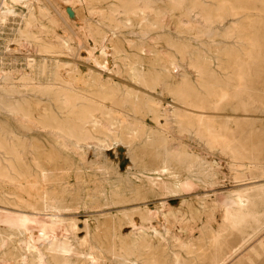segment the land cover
I'll return each instance as SVG.
<instances>
[{
    "label": "rangeland",
    "instance_id": "1",
    "mask_svg": "<svg viewBox=\"0 0 264 264\" xmlns=\"http://www.w3.org/2000/svg\"><path fill=\"white\" fill-rule=\"evenodd\" d=\"M4 1L7 3V6H12L7 0H0V10L4 8L2 6ZM109 1L117 2L116 0ZM216 1L218 5L221 4L222 6L220 5V7L215 4V0H171L173 4L170 0H137L135 6H137L138 10L136 8L135 11L138 13V17L128 22L124 19L125 15L121 8L115 6L121 11H119L118 18L126 22V27L116 29V43H119L122 47L124 61L130 62L129 64L132 65L134 64L133 67L136 69L134 73L138 72V77L134 76L133 79H129L124 73L125 68L122 67L123 76L115 78V81L118 82V87L121 89L119 94L123 95L124 98H129L119 101L129 109L131 107L129 115H120L125 116V119H128L130 123L132 122L129 137H135V139L130 146V144L121 138L119 139L111 135L105 139L103 147L97 151L77 154L73 151L61 150L59 156L65 159L66 163L58 162V164L53 163L51 165L41 163L39 164L40 167H38L39 170L37 168L34 169L29 164H23L24 166L19 165L14 170L7 169L5 173L11 175L13 179L9 178L8 181L11 183H0V213L3 212L0 215V239L6 241L12 240L13 244L3 248L1 250L3 254H7L8 252L13 253L14 250L15 253L17 251V254L25 259L26 263H31L32 260L30 258L33 255L20 249L21 241L25 237L26 241L23 242V246L34 252V255L38 254L37 256L39 258L42 257L41 259L45 260L47 264H54L52 262H56L55 259L59 255L62 256L58 258H64L69 264H89L91 261L94 262L98 257L103 264H115L110 255L106 254L105 248H109L112 243L119 247L118 245L122 242V239H126L132 233H135V237L139 234L142 235L149 227H153L161 234H165L166 223H164L162 217L168 211L169 213L183 214L185 218L189 215V217H193V222H190L188 219V225H186L187 219L185 218L181 223L176 222L171 225L173 235L176 233L181 234L176 238L177 240L181 238L179 242L204 245L212 240L204 239L203 236L201 237L207 217L210 216L208 218L211 220L210 225L212 230H217L219 224H223L221 222L223 218L226 215L229 216L232 209L238 213V217L228 222V224H223L226 235L220 238L219 242L233 246L242 239L251 238L244 245V248L248 245L250 247H257V238L252 239L254 234H250L249 230L264 218V175H262L264 172V0ZM52 2L62 12L65 19H60L57 13H55L56 11L49 7L48 13L50 19H54V24L49 23L47 21L49 19L39 18V21L48 26L51 36L58 34L69 38L73 47L72 54L66 52L59 55L61 57L59 61L60 70L66 69L72 71L74 69L80 71L81 75L85 76L92 66V60L89 59L88 51L78 46L79 43H81L80 45L85 44L82 39L83 30L88 24H92L94 27L108 32L110 25L107 21H102L88 15L80 5L74 6L77 12L69 14L71 12L68 11L67 5L62 0H52ZM179 3L181 4L179 5ZM191 4L192 6L188 7ZM42 5L48 6L46 2ZM175 5L184 9L186 7V16L176 13L174 16L171 15L172 18H165L163 16L164 10L172 8ZM94 6L106 10L108 4L107 1L96 2ZM14 8L20 12L23 10L19 6H14ZM187 8L189 10L192 9L193 12H189ZM230 8L234 10H230ZM239 8L245 13L240 12ZM204 11H208V14H205ZM237 11L239 12L236 13ZM8 13L6 15L3 10L0 11V14H5V17L11 16ZM232 14H235V17L237 14L239 15L235 18ZM12 17L6 18V22L0 23V57L2 58V67L7 69L6 71L14 72L16 76H20L24 72L30 74L32 72L34 75L39 69L35 67L30 70L26 65V56L36 59L37 62L40 61V58L35 52H30L28 46L22 47L17 44L15 29L19 26V23L12 21ZM141 19H145L146 26H144L146 28L141 25ZM69 29L75 30L77 35H73ZM80 29L82 30L80 31ZM245 39L248 41L247 44L244 41ZM250 39L253 40V45L249 48ZM113 42H109V44L107 42V47L110 48ZM7 47L10 49L9 52H6ZM186 47L190 49L183 53ZM226 53L227 55H225ZM95 55L99 56L96 53ZM246 56L249 58H246ZM99 60L108 64V60H111V58L102 55L99 56ZM165 61L168 62L164 65L163 62ZM155 62H160V64H156ZM161 66L162 68L165 66V69H162ZM140 71L142 72L140 73ZM150 73L151 75H149ZM153 74L158 75L157 77L159 78ZM140 75L143 77V80L140 79ZM148 75L150 78L148 77L146 80L145 77ZM155 79L159 81L163 79L161 83L164 86L162 84H154L156 82ZM147 81L153 82H149L148 84ZM178 94L184 98L181 100ZM32 100L34 101L35 99L32 98ZM149 101H151V104ZM131 104L140 107L142 110L140 112H133L132 108L134 106ZM146 105L153 107V109L150 111L145 107ZM127 122L119 116L116 124L121 130L122 127L128 126ZM182 122L184 123L182 124ZM6 123L15 126V123L9 116L0 112V124L4 127ZM140 130L143 131L142 136L138 135ZM183 130L185 131L183 132ZM213 132L216 133L214 134ZM210 133L211 135L214 134L217 138L219 137L218 140L226 138L231 145L234 142L232 147L235 150H240L241 155H237L240 159L235 157L236 154L233 155V153L227 152V150H223V152L220 144L217 145L218 147L220 145V149L216 145L214 147L212 145L214 149L211 147V150L208 147V143L211 141V136L209 137ZM235 144H238V147ZM221 151L224 154H221ZM231 154L234 158L231 157ZM47 155L54 157V153ZM163 158L165 160L172 158L171 160L173 161L168 160L167 162V166L170 165V170L166 173L151 171L152 167H159L164 164ZM204 163L207 167L204 166ZM20 170H23V174ZM40 170H42V173L39 174ZM15 172L19 176L14 175ZM78 174L80 177H77ZM35 176L36 178H33ZM17 178H20V180ZM22 180L26 182L24 183ZM151 182L153 184L150 185ZM17 183L21 184H18V186ZM25 185H27L26 188ZM30 186L31 191L29 190ZM34 186L35 188L38 186V191L44 193L41 195V199L37 198L39 201L34 197L35 192H37V188L35 189ZM129 187L131 188L130 191ZM16 188L25 193L18 192ZM97 191L98 193L96 194ZM134 191L135 193H133ZM7 192L10 194H7ZM128 193L131 194L129 195ZM233 194H241L242 200L237 202L235 200L237 196ZM24 195L27 196L25 197ZM233 200L234 202L232 203L231 201ZM48 201H50L49 205ZM214 201H218V206L215 208L217 210H212L214 215L212 211H204V205L202 204L206 203L212 206L214 205ZM163 202L164 208L161 206ZM27 203L29 208L27 207ZM43 204L46 206L44 207ZM32 205L37 208L35 209ZM49 208L54 209L52 211ZM228 209L230 210L229 213H227ZM125 213L129 214L131 220L134 222L133 224L136 227L134 231L131 229L132 227L126 226ZM148 213L158 217L146 221L144 218ZM2 215L5 216L3 217ZM140 219L143 221L142 223H140ZM182 226H188L185 232H181ZM113 230H116V239L111 238ZM22 232L23 234H21ZM97 240H102V243H99ZM15 241H17V245H15ZM48 242H50V247ZM51 243L54 247L51 246ZM50 248L53 250L52 255L55 256H50ZM167 248L168 254H170V251L178 250L170 242ZM47 250H49L50 254L47 253ZM263 256V253H261L260 258L251 255L254 264H264ZM50 257L51 259L54 258L55 261H51ZM3 258L6 261H11V258L5 255H3ZM39 262L41 261L38 259ZM244 262L242 264H245ZM165 263L169 264V261H165Z\"/></svg>",
    "mask_w": 264,
    "mask_h": 264
},
{
    "label": "bare ground",
    "instance_id": "2",
    "mask_svg": "<svg viewBox=\"0 0 264 264\" xmlns=\"http://www.w3.org/2000/svg\"><path fill=\"white\" fill-rule=\"evenodd\" d=\"M7 1L12 6H7V3L4 1L2 3V6L4 8L1 9V10H3L6 15L9 12L10 15L13 16L11 18L12 21H17L19 23V26H17V28L15 29L16 34H17V40H16L17 44H19L22 47L23 46H26V47L28 46V48H29L28 50H30V52H35L38 55V57L40 58V61L37 62L36 59H34V58L30 57V56H26V65H27V67L30 68V70L32 68L37 67L39 70L34 75L32 74V72H31V74L28 73V72H24L23 74H20V76H16L14 72L6 71L7 69H5V68L2 67V58L0 57V112H3L5 115L9 116L10 119L15 123V126H12L11 124L6 123L4 127L0 124V183L2 184V183H6V182L9 183L10 182L8 180L11 177V175L8 174L9 175V177H8L7 173H5V171L7 169L14 170L19 165L24 166L23 164H29V165H32L34 169L37 168V170H39L38 167H40L39 164H41V163H44L46 165H51L53 163L54 164L55 163L58 164V162L66 163L65 159H62L59 156L61 150L73 151V152H75L77 154H84L86 152L97 151L99 148L103 147V145H104L103 143H105V139L109 138L111 135H114L115 137H117L119 139L121 138L123 141L127 142L131 146V143L135 139V137H129V130H130V127H131V123L132 122L130 123V121H128V119H125V116L120 115V114L129 115V112L131 111L130 110L131 107L129 106L130 107V109H129L127 106H125V104H122V103L119 102L122 99H129V98L128 97L127 98H124L123 95L121 96V94H119V92L121 91V89L118 87V82L115 81V78L122 75V72H123V70H121L122 67L125 68L124 73L127 75V77L129 79H133L134 76L138 77L137 76L138 72L137 73H134V72H136L135 67H133L134 64L132 65V64H129L130 62L127 63V62L124 61V56L122 55V52H123L122 51V47L119 45V43H116L117 40L115 39V35H116V29L117 28H124V27H126V25H125L126 22H123L122 20H120L118 18V14H119V11L120 10L117 7L119 6V8H121L122 12L125 15V18L124 19L127 22L128 21H132L133 19H135V18L138 17V13L135 11V9L137 8V6H135L136 5L135 3H136L137 0H116L117 2H115V1L111 2L109 0H62L67 5L68 11L71 12L69 14H72L74 12H77L74 6L80 5L88 13V15L94 16V17H96V18H98V19H100L102 21H107L108 24L110 25V29H109L108 32L107 31H103V30H101V29H99L97 27H94L92 24H88L85 27V29L83 30L84 32H83V35H82V39L84 40V43L85 44L84 45H80L81 43H79V45L78 44L77 45L79 46V48H84L86 51H88L89 59L92 60V64H91L92 66H91L90 70L88 71V73H86L85 76L81 75L80 71H77V70H74V69L72 71L66 70V69L65 70H60L61 66L59 65V61H60L61 57L59 55L64 54L66 52H70V54H72L73 47H72V45L70 43V39L69 38L60 36L58 34H54V35L51 36L50 35L51 31H49L48 26L46 24H44V23H42V22L39 21V18H41V19L42 18L43 19H49L47 21L49 23H51V24H54V19L51 20L50 19V16H49V13H48L49 12L48 11L49 7L56 11L55 13H57V15H58V17H60V19H63V18L65 19L64 15L62 14V12L59 11L54 6L52 0H7ZM106 1H107V4H108V6L106 7V10L103 9V8H98V7H95L94 6V4L96 2L99 3V2H106ZM142 1H144V0H142ZM44 2H46L48 4V6L42 5V4H44ZM170 2H171V0H170ZM216 2L217 1L215 0V4H217ZM221 2H222V0H221ZM144 3H146V2H144ZM197 3H198V1H197ZM175 4H177V3H175ZM180 4L181 3H179V5ZM220 5H218V6H220ZM14 6H19L23 10L20 12V11L16 10L14 8ZM115 6H117V7H115ZM190 6H192V4L189 5L188 7H190ZM199 7H200V5H199ZM229 7H231V6H229ZM223 8H225V7H223ZM185 9H186V7H185ZM185 9L182 8V7H178L177 5H175V6H172V8H167L166 10H164L163 16H165V18H168V17H171V15L174 16V14H176V13H178L181 16H186L187 13L185 11H187V10H185ZM187 9L189 10V8H187ZM202 9H204V8H202ZM219 9H221V8H219ZM231 9L232 8H230V10ZM240 9L241 8H239L238 10L240 12H243ZM137 10H138V8H137ZM216 10H218V9L216 8ZM221 10H223V9H221ZM232 10H234V9H232ZM147 11H149V10H147ZM190 11L193 12L192 9L189 10V12ZM239 11H237L236 13H238ZM207 12H205V14ZM232 12H234V11H232ZM123 13H122V15H123ZM230 13H231V11H230ZM243 13H245V12H243ZM5 14H3V15L0 14V23L6 22V18L11 17V16L5 17ZM211 14H209V15H211ZM227 14H229V13H227ZM246 14H247V12H246ZM161 15H162V13H161ZM232 15H231V17H232ZM237 15H239V14H237ZM237 15H236V17H237ZM218 17H219V15H218ZM227 17H228V15H227ZM154 18H155V15H154ZM210 19H211V17H210ZM219 20H220V18H219ZM62 21H64V20H62ZM140 21L142 22L141 25H143V27H145L146 26L145 19H141ZM173 21H175V20H173ZM147 22H148V20H147ZM165 22H166V20H165ZM179 22H180V20H179ZM175 23H176V21H175ZM66 25H67V23H66ZM153 25H155V24H153ZM79 28H83V27H79ZM69 30L72 31L71 33L73 35H77V33L75 32V30L74 31L72 29H69ZM81 30L82 29H80V31ZM145 32H147V31H145ZM142 33H143V31H142ZM64 36H66V35H64ZM75 38H77V37H75ZM246 39L244 41L247 44L248 41H246ZM251 41L249 42V45H250V46H248L249 48L251 47V45H253L252 44L253 43V40H251ZM107 42H108V44H109V42H113L112 46L110 47L111 49L109 47H107V45H106ZM257 45H258V43H257ZM172 46H173V44H172ZM187 47H189V46H187ZM187 47H186L185 50H183V53L185 51H188L190 49V48L187 49ZM248 47H247V49H248ZM8 48L9 47H7L6 52H9L10 49H8ZM258 48H259V46H258ZM177 49H178V47H177ZM95 53L96 54H99V56L106 55L108 58H111V60H108L109 61L108 64L107 63L100 62L99 56H96ZM181 53H179V54H181ZM183 55H185V54H183ZM225 55H227V53ZM229 55H231V54H229ZM248 56H246V58ZM226 57H228V56H226ZM193 59H194V57H193ZM226 59H228V58H226ZM251 59H253V58H251ZM199 61H200V59H199ZM167 62L168 61H165V62H163V64L165 65ZM258 62H259V60H258ZM158 63L160 64V62H158ZM158 63H156V64H158ZM151 64H152V62H151ZM257 65H259V64H257ZM170 66H171V64H170ZM231 67H233V66H231ZM161 68H162V66H161ZM163 68L165 69V66H163ZM159 71H161V70H159ZM141 72L142 71H140V73ZM19 73H21V72H19ZM151 73L149 75H151ZM157 74L159 75V73H157ZM149 75L147 77H145L146 80L149 77ZM158 75L155 74L154 76L157 77ZM164 75H163V77H164ZM143 76H145V75L143 74ZM141 77H140V79L143 80V77L142 78ZM165 77H166V75H165ZM157 78H159V77H157ZM151 79H152V77H151ZM137 80H138V78H137ZM162 81H163V79H161V81H159L157 79L154 84L157 83L156 85H160V84H162L161 83ZM167 81H168V79H167ZM137 82H139V81H137ZM147 82L149 84V82H153V81H147ZM169 84H168V86H169ZM150 85L153 87V85L151 83H150ZM170 85H172V84H170ZM148 87H150V86L148 85ZM154 87H156V86L154 85ZM160 88H162V87H160ZM191 91H193V90H191ZM177 92H179V91H177ZM178 95H179V97H181V100L184 98V97L182 98V96H180V94H178ZM184 95H185V93H184ZM32 98L35 99V100L33 101ZM128 101H126V102L128 103ZM179 101H180V99H179ZM121 102H123V101H121ZM149 102L151 104V101H149ZM132 106H134V105H132ZM145 107L148 108L150 111H151V109H153V107H151L149 105H146ZM141 110L142 109H140V107H137V106H134L132 108V111L133 112H140ZM148 113H150V112H148ZM119 116H121L124 119V121H126V122L128 121L127 122L128 123V126H124V128L122 127L121 130L119 129V126L116 124L117 119H118ZM175 117H177V116H175ZM183 123L184 122H182V124ZM175 126H176V124H175ZM180 130L182 131V129H180ZM184 131L185 130H183V132ZM132 132H134V131H132ZM214 134L213 135H211V133L209 134V137L211 136V141L208 143L209 146L206 144L208 147H210V149H211L212 145L214 147L215 145L217 146L218 144H220L221 147L223 148L222 151L223 150L224 151L227 150V152L233 153V155L236 154L235 157H238V156L241 155L240 150L238 151V150L233 149L232 145L234 144V142L231 145L230 142H229V140H226V138L222 140V138L220 137L221 139L218 140L219 137L217 138ZM138 135L142 136L143 135V131L140 130V132H139ZM205 136H207V135H205ZM146 137H144V138H146ZM200 137H201V135H200ZM143 140L147 141L146 139H143ZM199 140L201 141L200 138H199ZM207 141H209V140H207ZM232 141H234V140H232ZM220 145H219V147H220ZM218 148H216V149H218ZM257 150L259 151V149H257ZM222 151H221V154H224L223 153L224 151L223 152ZM51 153H54V157H50V156L47 155V154H51ZM70 153H72V152H70ZM231 157H232V154H231ZM192 158H193V156H192ZM232 158H234V157H232ZM238 158L240 159V157H238ZM241 158L243 159V157H241ZM166 159H167V157H166ZM168 160H169V158H168ZM168 160H165L164 159L163 160V163H164L163 165H161L159 167L158 166H154V167L151 168V171H157V172H160V173H162V172L166 173L167 171L170 170V167H169L170 165L167 166ZM171 161H173V160H171ZM188 161H189V159H188ZM234 162H236V161H234ZM204 166L207 167V165L205 163H204ZM40 169H42V168H40ZM173 169H175V168L173 167ZM27 171H25V172H27ZM22 172H23V170L21 171V173ZM40 173H42V170H40L39 174ZM14 175H18V174H16V172H15ZM171 175H172V173H171ZM262 175H264V172L262 173ZM42 177H43V174H42ZM77 177H80L79 174H78ZM33 178H36V176L33 177ZM17 179L20 180V178H17ZM59 179L61 180V178H59ZM44 180H46V179L44 178ZM40 181H37V182H40ZM195 181H196V179H195ZM22 182L25 183L26 181H23L22 180ZM57 182L60 183L59 181H57ZM198 182H196V183H198ZM18 184L20 185L21 183H17V185ZM52 184H53V181H52ZM151 184H153V183L151 182L150 185ZM202 184H203V182H202ZM28 186H29V183H28ZM31 186H30V189L28 188L30 191H31ZM42 186H44V185H42ZM26 187H27V185H25V188ZM37 187L38 186H36V188ZM34 188H35V186H34ZM98 188H97V190H98ZM156 188H158V187H156ZM167 188H168V186H167ZM20 189H21V187H20ZM20 189L17 190V188H16V190L18 192L19 191L22 192V190H20ZM130 189L131 188L129 187V191H130ZM36 190H37V192H35V190H34V192H35V196L34 197L36 198L37 201H39L37 198H40L41 199V195L44 194V193L41 192V191H38V188ZM41 190H43V189H41ZM101 190L103 191L102 188H101ZM165 190H166V188H165ZM60 192H61V190H60ZM60 192H59V194H60ZM119 192H120V190H119ZM170 192H171V190H170ZM8 193L9 192H7V194ZM22 193H25V192H22ZM76 193H78V192H76ZM97 193H98V191L96 192V194ZM125 193H126V191H125ZM133 193H135V191ZM144 193H145V191H144ZM233 193H234V191H233ZM11 194H12V192H11ZM46 194H47V192H46ZM46 194H45V196H46ZM233 195H236V194H233ZM91 196H93V195H91ZM236 196L237 197L235 198V200L237 202H240L242 200L241 194H237ZM19 197H20V195H19ZM220 197H222V196H220ZM231 197H232V195H231ZM15 199H17V198H15ZM23 199H24V197H23ZM44 199H45V197H44ZM29 201L31 202V200H29ZM43 201H45V200H43ZM46 201H47V199H46ZM50 201H48V205L50 204L49 203ZM34 202H33V204H34ZM231 202L233 203L234 200L231 201ZM37 203L39 204V202H37ZM40 203L42 204V202H40ZM217 203H218V201H214V203H213L214 205H212V206H211V204L208 205L206 203H203L202 205H204V207H203L204 211H212L213 209L215 210V208H217L216 206H218ZM52 204H53V202H52ZM219 204H220V202H219ZM23 205L25 206V204H23ZM29 205H31V204H29ZM43 205H44V207L46 206L45 204H43ZM240 205H241V203H240ZM32 206L35 208L34 205H32ZM161 206L162 207L164 206V202L161 203ZM27 207L29 208L28 203H27ZM238 208H239V206H238ZM33 209H32V211H33ZM49 209L50 210L52 209V211H53L54 208H49ZM38 212H39V210H38ZM48 212H50V211H48ZM62 212H63V210H62ZM148 212H149V210H148ZM229 212H230V210L227 213H229ZM1 213L3 214V212H1ZM1 213H0V215H1ZM155 213H156V211H155ZM203 213H206V212H203ZM230 213L231 214H229V216L226 215L223 218V220L221 221L224 225H225V223L228 224V222H230L233 219H235L236 217H238L237 216L238 213H236L235 210L233 211V209H232ZM154 214L152 215L151 213L150 214L148 213L145 216L144 220H146V221L152 220L154 217H156V216H154ZM212 214H213V211H212ZM189 216L185 218V216L183 214L180 215V214H175V213H169V211H168V213L164 214L163 217H162L163 220H164V223H166V231H165V234H161L155 228L149 227V228H147L145 230L146 232H143L144 234H142V235L139 234V235H137V237H135V235H134L135 233H132L126 239H122V242H120L119 245H118L119 247L115 246V244H113V243L110 244L109 248H105V252H106V254L110 255L111 259L113 260V262L115 264H167V263H165V261H169V264H242L243 261H245L244 262L245 264H254V260L252 259L251 255H253L256 258H260L261 253H263V255H264V218L260 222H257L256 225L251 228V230H249L250 231V234H254V237L252 239L257 238L256 239L257 240L256 242H258L257 247L256 246L250 247L248 245L246 248H244V245L247 244L250 241L251 238L250 239H242L239 243L234 244L233 246H230V245L225 244V243H220L219 242L220 241V238H223L226 235L225 226L223 224L220 225L221 224L220 223L217 230H212V227L210 225V223H211L210 221L211 220H209V218H208L210 216L207 217V220H206V223H205L206 225L203 228L204 230H203V232L200 230L202 232V233L201 232L200 233L202 234L201 237L203 236L204 239H212L211 241H209L207 244H204V245H199V244H196L195 245V244H190L189 242L187 244L186 243H183V242H179L181 240V238H180V240H177L176 238H177V236H179L180 233L179 234L176 233L175 235H173L172 234V230H171V225H173V223H176V222L181 223L184 218L187 219L186 220V225H188L187 224L188 219L190 220V222L191 221L193 222V217L192 216L189 217ZM124 217L126 219L125 220L126 226L128 225V226L132 227L131 229L134 231L136 227L133 224L134 222L131 220V217L129 216V214H126L125 213L124 214ZM118 220H119V218H118ZM142 220H143V216H142ZM142 222L143 221H141V219H140V223H142ZM120 226H118V227H120ZM186 227H188V226H182L181 232H185L186 229H187ZM11 229H12V227H11ZM18 231H20V230H18ZM139 231H140V229H139ZM179 232H180V230H179ZM17 233H19V232H17ZM21 234H23V232ZM10 236H11V234H10ZM16 236H17V234H16ZM112 237L115 238V239L117 238L116 230H113V233H112L111 238ZM20 239H22V238H20ZM20 239H19V241H21ZM54 239H56V238H54ZM102 240L101 241L100 240H97V241L99 243L100 242L102 243ZM118 240H121V239H118ZM188 240H189V238H188ZM24 241H26L25 240V237H23V240L21 241L22 243L20 244V247H21L20 249L33 255V257L30 258V260H32L31 263H29V262L26 263L25 259L21 255H18L16 250H15L16 253L13 250V253H9L8 252L7 254H3L1 252V250L3 248H6L7 246L13 244L12 243L13 241L12 240L6 241L4 239H0V264H13L15 262H16L15 264H47V262L45 260L41 259L42 257L39 258L37 256L38 254L37 255H34V252H32L29 248L24 247L23 246V242ZM15 242H16L15 245H17V241H15ZM169 242L172 244L173 247H176L178 250L177 251H175V250L170 251L169 252L170 254H168L167 253L168 252L167 251L168 250L167 246H168ZM48 243H49L48 245L50 247V242H48ZM18 245H19V243H18ZM51 246H53L52 243H51ZM47 248H48V246H47ZM87 248H88V246H87ZM100 248H102V247H100ZM53 249H55V248H53ZM49 250H50L51 254H50V252H48ZM49 250H47V253H49L50 256H51L53 250H51V248ZM56 251H58V250H56ZM47 253H45V254H47ZM3 255H5L8 258H11V261H6L3 258ZM96 255H98V254H96ZM52 256H55V255H52ZM60 256H62V255H59L58 257H60ZM58 257L55 259L56 262H52V263H54V264H69L68 262H66L64 260V258L61 259V258H58ZM80 257H79V259H80ZM93 258H95V257H93ZM38 259L41 262L38 263ZM50 259H51V257H50ZM52 260L55 261L54 258L51 259V261ZM68 260H70V259H68ZM90 260H92V259H90ZM77 262H78V260H77ZM89 264H103V263H102L101 259L98 257L94 262L91 261V263H89Z\"/></svg>",
    "mask_w": 264,
    "mask_h": 264
}]
</instances>
